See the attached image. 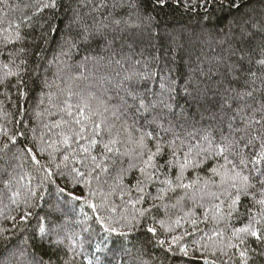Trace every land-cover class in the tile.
I'll list each match as a JSON object with an SVG mask.
<instances>
[{
  "label": "trees",
  "instance_id": "1",
  "mask_svg": "<svg viewBox=\"0 0 264 264\" xmlns=\"http://www.w3.org/2000/svg\"><path fill=\"white\" fill-rule=\"evenodd\" d=\"M42 3L0 0V264H205V259L222 264L230 257L232 264H241L235 249L225 248L224 255L219 245L228 242L233 228L247 224L250 215L254 221H264V208L256 202L264 198V164L255 166L259 171L248 165L244 174L252 173L253 187L248 196L241 197L238 212L219 223L211 218V209L225 199L220 195L224 189L221 176L211 169L224 165L223 157L205 159L202 155L197 163H203L184 170V183L199 178L195 192L177 190L164 202L149 199L135 209L128 201L138 199L140 194L134 186L142 177L131 165L138 163L135 141L140 133L135 128H144L147 121L152 127L146 130H157L163 123L186 143L190 133H194L193 144L206 134L219 143L222 134H229L230 121L233 128H242L241 116L260 107L264 92L239 100L230 89L250 90L253 85L246 86L244 81L251 72L257 76L255 87L259 88L264 79V68L256 64L264 49V34L257 32L241 40L238 27L241 19L249 16L264 25V0H243L238 11L221 8L214 0H166L164 4L156 0H60L55 11L37 12ZM76 13L80 24L69 28ZM97 29L103 38L97 34L83 39ZM17 30L22 40L14 39ZM62 37L74 38L76 46L69 50ZM21 48L25 49L23 54L18 51ZM241 54L245 56L242 72L240 79L234 80L226 65L238 63ZM86 56L90 59L85 64ZM21 59L27 64L22 66L20 77L5 78L8 69L3 65L9 64L16 71ZM18 79L23 80L22 86L17 85ZM45 80L50 87L44 86ZM185 87L193 95L199 90V103L184 94ZM70 91L79 93L92 110L102 113L93 121H106L120 130L121 155H109L105 163L103 142L90 146V133L81 141L61 142V133L68 129L53 125L73 119L61 111L65 103L73 105L75 114L80 102L78 96L69 99ZM129 92L135 94V100ZM141 98L150 111L137 116L136 105ZM165 104H171L173 110L169 112ZM244 105L250 107L237 113ZM261 115L264 113L257 112L256 119ZM125 122L133 128L131 141L123 131ZM86 123L90 129L92 121ZM255 128L264 131L261 125ZM72 131H79V126L73 125ZM107 139L105 131L103 141ZM164 139H171V135ZM148 146L154 150V142ZM82 147H88V152ZM244 155L251 159L255 152L249 149ZM92 156L109 171L97 169ZM228 156L239 164L240 156ZM168 159L165 149L158 162ZM77 171L85 173V180H79ZM89 171H93V178L86 183ZM164 172L175 181L179 167L174 165ZM146 191L155 195L156 187L149 185ZM17 192L19 195L13 196ZM161 203L166 207L153 208L127 237L109 236L97 219L119 228L113 222L134 214L140 219L139 209ZM205 209L209 210L207 218ZM222 210L227 211L226 204ZM25 213L30 215L22 221ZM177 219L179 225L175 224ZM193 219L197 221L196 232ZM161 220L165 228L173 227L172 235L190 234L183 240L187 256L175 246L168 252L167 244H157L159 239H171L160 226ZM148 227H155L156 234L149 233ZM257 227L264 233V222ZM232 242L238 243L234 238ZM202 244L209 247L200 248ZM213 244L217 246L215 252ZM247 247V264H264V243L248 237Z\"/></svg>",
  "mask_w": 264,
  "mask_h": 264
},
{
  "label": "snow or ice",
  "instance_id": "2",
  "mask_svg": "<svg viewBox=\"0 0 264 264\" xmlns=\"http://www.w3.org/2000/svg\"><path fill=\"white\" fill-rule=\"evenodd\" d=\"M158 4L166 3V0H156ZM203 3H212L213 0H202ZM216 4H218L221 8H227L230 10L238 11L240 7H242L243 0H214ZM60 6V0H43V3L40 8L37 9V12L43 11L44 9H52L55 11ZM103 6V5H101ZM187 7V5H186ZM36 13H33L35 15ZM25 20H31V17H25ZM235 23V21L230 22L231 24ZM74 24H80L79 14H74L72 20L70 21L68 27L70 28ZM240 30V39L243 40L245 38H251L255 33L259 32L264 34V25L260 22H253V18L249 16L247 19H241L240 24L238 25ZM55 27H53V31H55ZM84 31L87 33L88 29L85 27ZM99 34L101 38H103V34L97 29L96 33H90L85 35L83 39L87 40L89 35L93 38ZM15 40H22L23 37L20 35L19 31H16L14 36ZM65 39V43L69 44V50L72 47H75L76 44L74 42V38L68 37ZM110 45L111 42L109 41ZM19 53L23 54L25 49L21 48L18 50ZM62 55L65 53H61ZM11 55V53L9 54ZM235 55V52H233ZM89 57L84 58V62L89 60ZM245 56L241 54L238 58V63H232L226 65V68L230 74L233 75L234 80L240 79V74L242 72V65ZM14 63V61L10 62ZM119 63V61H117ZM27 61L24 59L20 60V63L16 65V71H13L9 64H4L3 67L8 69L5 73V78L9 76L20 77L22 66L26 65ZM256 64L261 68H264V49L261 51V58L256 61ZM249 79L244 81L246 86L253 85L250 90H240L230 89V91L234 92L235 98L239 100H244L245 98H252L256 92H264V79H261V86L259 88L255 87V82L257 79L256 73H249ZM23 80L18 79L17 85L22 86ZM45 87H50L47 80L44 81ZM21 95L25 93L21 92ZM184 94L192 97L193 103H199L200 92L197 89L195 95L189 92L187 87L184 89ZM129 95L135 100L136 96L134 93L129 92ZM73 96L79 97V103L76 105V112L73 114V105L71 103H65L64 108L61 109L62 112H66V114L70 117H73L71 121L62 119L57 122L53 127L59 128L61 125L65 126L68 131L62 132V143L70 144L73 140L81 141L85 138V134L90 133L88 137L90 139V146H96L99 142H103V148L105 150V163L107 162L106 158L111 155L113 157L121 155L119 145L121 144L120 130H114V126L108 125L106 121L96 122L93 121V117H97L102 115V113L98 110H92L90 104L87 100L80 96L79 93L69 92V99ZM51 93L49 94V99L51 101ZM151 107H154L152 105ZM249 105H244L242 108L237 109V113L245 111ZM165 108L171 112L173 110L171 104H165ZM150 111V106L145 103V101L141 98L138 105H136V115L142 116L144 113H148ZM104 112H107V108L104 109ZM264 113V102H260V107L252 110L251 114H245L241 116V122L243 124L242 128H233L232 122L229 123V134L224 136L222 134L221 141L217 143L211 136V134H206L204 136L199 137L197 142L193 144L191 142V136L194 133L189 134L188 142H185V139H182L180 134L175 132L171 126L165 128L163 123L157 125V130H146L152 127V122L147 121L144 128H135V132L140 133L139 138L135 141L137 145L136 151V159L138 163L131 165L133 168H138L142 179H138L136 185L137 193H139V197L136 200L129 199L128 203L133 206L135 209V205L143 204L147 202V200L151 199L154 201L164 202L169 193H174L177 190H182L185 193L188 190H193L195 192L196 188L199 186V178L196 180L190 181L188 183L183 182V172L189 166L198 167L199 163H203V161H199L197 163L198 158L200 156H204L205 159H210L214 157H223L225 160L224 165H220L219 169L214 167L211 169L214 175L221 176V187H223V192L220 193L225 199L220 200L218 204H214L212 206L211 218L219 223L225 219H231L233 217V213L238 212V205L241 201L242 196H248L249 190L253 187L251 183L252 173L244 174L245 169L248 168V165L251 164L253 166V170L259 171L255 169V166L259 164H264V131L258 130L255 128L256 125H261L264 127V115H261L260 119H256V113ZM87 121H92V126L89 129L87 125ZM79 126V131H72V126ZM105 131L108 134V139L103 141V136ZM123 131L128 134L129 141L132 140L133 137V128L129 126L127 122L124 123ZM114 133V134H113ZM239 134V135H238ZM171 135V139L165 140L166 136ZM154 142V150L150 148L148 145ZM207 145V146H205ZM186 148V150H184ZM165 149L169 152V159L164 163H159L158 158L162 157L165 153ZM249 149L255 152V155L248 159L244 153H246ZM88 147H82V151L85 153L88 152ZM29 151H31L29 149ZM182 153V156H181ZM228 153H232L233 157L240 156L239 164L235 162L234 159H229ZM127 154V153H125ZM68 159L67 156L64 158ZM92 162L95 164L97 169H101L104 172L109 171L108 167H105L102 163H96L97 157H91ZM113 166L117 163V161L113 158L112 160ZM176 165L179 167V173L176 176L175 181L168 177V175L164 172L165 168H168L171 171L172 167ZM222 169L223 171H220ZM123 171V169H121ZM264 174V173H262ZM76 176L79 180H85V173L76 172ZM164 179H161V177ZM93 178V171H89L87 173L86 183H90ZM98 178V177H97ZM264 183V181H261ZM208 181L204 182L203 188H207ZM156 187V193L153 195L151 192H147L146 188L149 186ZM63 191V189H60ZM35 194V193H33ZM19 195V193H14L13 196ZM71 196L72 194L69 193ZM123 195V193H122ZM214 198H219L216 193H212ZM76 200L82 199V197L75 196L73 197ZM183 199V197H181ZM192 199H195V195H193ZM15 203V200L12 201ZM258 204L264 208V198L256 201ZM87 203V201H85ZM227 205V211H223L224 205ZM158 206H165L163 203L161 205L152 204L149 208H141L138 210V215L140 219L134 214L131 218H125L122 221H115L113 223L118 224V227L112 226L111 223H104L100 217H97L100 220L103 230L111 236L112 234H116L119 237H127L129 233H131L136 226L141 224L142 218H144L148 212H150L153 208ZM95 210L96 206L92 205ZM208 209H205V217L207 218ZM30 213H25L24 216L21 217V220H26ZM191 215V213H189ZM14 219V218H13ZM238 219V217H237ZM264 221H254V219L249 216V222L241 227L233 228L232 237L229 238L226 244L221 243L219 245L221 254L226 255L224 252L225 248L235 249L238 252L239 259L241 264H247V256H248V247H247V238L252 237L255 238L258 242L264 243V233H262L261 229L257 227V225ZM160 226L165 228V222L163 220L159 221ZM193 224V232H196L197 229L195 225L197 221L193 219L191 221ZM176 225L180 224V220L177 219L175 221ZM126 228L127 231H121L120 229ZM147 231L156 234L157 229L155 227H148ZM174 229L171 225L165 228V232L170 235V242L165 241L164 239L157 240V244L163 247L167 244L166 251L173 252L174 246L179 248L180 253L187 256L188 248L187 245L183 243L184 237L190 235L188 232H185L183 235H172ZM41 232H44V229L41 228ZM219 236V233L216 234ZM232 238H234L238 243H233ZM211 239V238H209ZM243 246V247H241ZM200 248L207 249L209 247L208 244H202L199 246ZM213 250L215 252L216 245H212ZM205 264H215V261L209 262L205 259ZM222 264H232L231 257L223 261Z\"/></svg>",
  "mask_w": 264,
  "mask_h": 264
}]
</instances>
